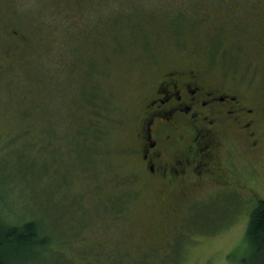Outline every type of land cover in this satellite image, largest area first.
Masks as SVG:
<instances>
[{"label":"rangeland","instance_id":"obj_1","mask_svg":"<svg viewBox=\"0 0 264 264\" xmlns=\"http://www.w3.org/2000/svg\"><path fill=\"white\" fill-rule=\"evenodd\" d=\"M258 18L264 0L0 1V209L50 234L38 264H251L246 232L264 199ZM171 66L207 70L257 106L262 143L234 131L221 154L240 194L208 180L179 195L144 174L135 129ZM85 122L99 131H78Z\"/></svg>","mask_w":264,"mask_h":264},{"label":"flooded vegetation","instance_id":"obj_2","mask_svg":"<svg viewBox=\"0 0 264 264\" xmlns=\"http://www.w3.org/2000/svg\"><path fill=\"white\" fill-rule=\"evenodd\" d=\"M258 24L264 28V22ZM257 37H264V32ZM261 126L258 108L244 89L211 80L207 70L171 66L147 91L134 152L144 174L161 191L180 190L182 195L211 180L240 194L232 185L234 171L222 158V150L234 131L257 148L263 141Z\"/></svg>","mask_w":264,"mask_h":264},{"label":"trees","instance_id":"obj_3","mask_svg":"<svg viewBox=\"0 0 264 264\" xmlns=\"http://www.w3.org/2000/svg\"><path fill=\"white\" fill-rule=\"evenodd\" d=\"M86 124L89 129L81 125L78 131H99L98 122ZM42 230L43 226L32 217L10 222L0 209V264H38L43 251L52 249L50 234ZM246 238L251 264H264V199L258 200L251 212Z\"/></svg>","mask_w":264,"mask_h":264}]
</instances>
